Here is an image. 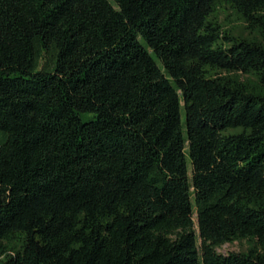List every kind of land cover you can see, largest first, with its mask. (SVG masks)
Instances as JSON below:
<instances>
[{
    "label": "trees",
    "instance_id": "trees-1",
    "mask_svg": "<svg viewBox=\"0 0 264 264\" xmlns=\"http://www.w3.org/2000/svg\"><path fill=\"white\" fill-rule=\"evenodd\" d=\"M0 264H264V0H0Z\"/></svg>",
    "mask_w": 264,
    "mask_h": 264
},
{
    "label": "rangeland",
    "instance_id": "rangeland-1",
    "mask_svg": "<svg viewBox=\"0 0 264 264\" xmlns=\"http://www.w3.org/2000/svg\"><path fill=\"white\" fill-rule=\"evenodd\" d=\"M214 18L225 28L232 31L236 35H244L251 37L254 34L246 28V22L236 10L225 3H221L214 14ZM249 247L246 239L236 240L234 242L225 243L218 248L221 253H228L231 251H245Z\"/></svg>",
    "mask_w": 264,
    "mask_h": 264
}]
</instances>
